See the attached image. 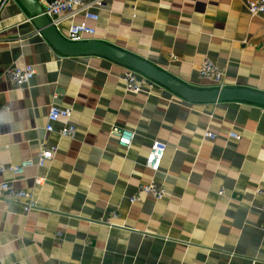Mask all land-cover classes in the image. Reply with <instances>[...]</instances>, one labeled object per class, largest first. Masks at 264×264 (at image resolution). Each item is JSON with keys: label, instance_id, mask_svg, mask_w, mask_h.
Here are the masks:
<instances>
[{"label": "crops", "instance_id": "crops-1", "mask_svg": "<svg viewBox=\"0 0 264 264\" xmlns=\"http://www.w3.org/2000/svg\"><path fill=\"white\" fill-rule=\"evenodd\" d=\"M97 13L88 23L93 40L191 87L213 88L197 74L208 57L224 71L225 87L264 93V22L250 17L244 0H103ZM61 18L65 38L71 20ZM25 65L36 74L14 89L4 71ZM125 69L96 55L63 56L19 0H0V166L58 146L51 163L16 182L35 192L36 208L24 215L20 204L0 200V264H264V207L254 194L264 187V107L190 103L159 87L128 94ZM53 94L73 108L72 139L58 135L63 119L45 131ZM112 125L135 134L129 149ZM155 141L167 150L154 173L145 162ZM12 178L0 173V182ZM152 179L168 196L130 204Z\"/></svg>", "mask_w": 264, "mask_h": 264}, {"label": "built area", "instance_id": "built-area-1", "mask_svg": "<svg viewBox=\"0 0 264 264\" xmlns=\"http://www.w3.org/2000/svg\"><path fill=\"white\" fill-rule=\"evenodd\" d=\"M4 1V0H3ZM43 6L44 14L53 21L54 26L58 30L61 17L71 20V25L65 36V39L71 42H82L92 40L95 35V28L90 26L89 22H97L99 15L97 10L101 7L103 0H38ZM247 12L250 17H259L264 22V0H244ZM81 15L82 21L75 22V18ZM36 74V70L32 65L22 67L10 66L4 71V76L9 81L14 89H24L32 81ZM197 74L200 79L208 81L213 88H225L224 71L214 64V62L205 57L197 68ZM124 84L125 92L128 94H146L152 95V90L156 87L164 89L163 86L144 76L143 74L126 68L121 76ZM57 94H53L52 102L49 105L47 124L45 131L53 133L55 124L60 120H64L65 124L58 130V135L62 138L72 139L76 136L77 129L70 123L73 114V108L63 107L56 103ZM9 107H3L1 112H7ZM110 134L114 136L118 145L124 149H129L134 141L135 134L126 129H122L116 125H112ZM205 138L215 139L216 135L206 130ZM233 139H239L240 136L234 133L230 134ZM167 150V145L160 141L152 143L149 150L145 167L152 172H157L160 169L163 155ZM58 153V146L50 147L41 146L35 158H29L19 164H9L0 166V173H10L12 179L9 181L0 182V200L13 201L21 205L24 215H28L36 208L35 192L31 190L20 189L16 187V182L23 178L25 172L29 168L41 169L48 163H51ZM44 179L38 175L34 176V184L42 185ZM255 196L261 197V203L264 207V187L258 185L254 191ZM151 196L155 201H160L168 196L165 185L158 184L154 179L148 183H142L137 187L136 192L128 197L130 204H135L142 201L143 196ZM221 197L225 196V191L221 189L218 192ZM120 216L118 211H113L110 215L111 219H117ZM109 225L111 223L107 222ZM264 232V225L261 227Z\"/></svg>", "mask_w": 264, "mask_h": 264}, {"label": "water", "instance_id": "water-1", "mask_svg": "<svg viewBox=\"0 0 264 264\" xmlns=\"http://www.w3.org/2000/svg\"><path fill=\"white\" fill-rule=\"evenodd\" d=\"M42 37L63 56L96 55L133 69L190 103L214 104L235 101L264 107V93L238 88L197 89L174 78L152 63L104 42H71L61 36L38 0H19Z\"/></svg>", "mask_w": 264, "mask_h": 264}]
</instances>
